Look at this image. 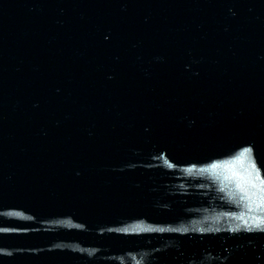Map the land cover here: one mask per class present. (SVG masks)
Wrapping results in <instances>:
<instances>
[{
  "label": "water",
  "instance_id": "1",
  "mask_svg": "<svg viewBox=\"0 0 264 264\" xmlns=\"http://www.w3.org/2000/svg\"><path fill=\"white\" fill-rule=\"evenodd\" d=\"M0 264H264V0H0Z\"/></svg>",
  "mask_w": 264,
  "mask_h": 264
},
{
  "label": "snow or ice",
  "instance_id": "2",
  "mask_svg": "<svg viewBox=\"0 0 264 264\" xmlns=\"http://www.w3.org/2000/svg\"><path fill=\"white\" fill-rule=\"evenodd\" d=\"M249 151L248 149H245V152Z\"/></svg>",
  "mask_w": 264,
  "mask_h": 264
}]
</instances>
